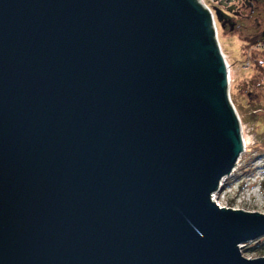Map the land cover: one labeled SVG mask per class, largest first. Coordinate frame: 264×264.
Segmentation results:
<instances>
[{
  "label": "water",
  "instance_id": "water-1",
  "mask_svg": "<svg viewBox=\"0 0 264 264\" xmlns=\"http://www.w3.org/2000/svg\"><path fill=\"white\" fill-rule=\"evenodd\" d=\"M228 86L198 0H0V264H264Z\"/></svg>",
  "mask_w": 264,
  "mask_h": 264
},
{
  "label": "rangeland",
  "instance_id": "rangeland-1",
  "mask_svg": "<svg viewBox=\"0 0 264 264\" xmlns=\"http://www.w3.org/2000/svg\"><path fill=\"white\" fill-rule=\"evenodd\" d=\"M201 1L214 16L216 37L229 70V97L245 141L233 170L222 182L224 187L217 193V200L221 205L234 202V208L264 212V44L258 41L246 45L248 38L264 28L263 0H254L252 11L241 7L238 16L222 20L214 12L216 0ZM260 239L263 237L242 244L241 254L247 258L262 256L251 248Z\"/></svg>",
  "mask_w": 264,
  "mask_h": 264
},
{
  "label": "flooded vegetation",
  "instance_id": "flooded-vegetation-1",
  "mask_svg": "<svg viewBox=\"0 0 264 264\" xmlns=\"http://www.w3.org/2000/svg\"><path fill=\"white\" fill-rule=\"evenodd\" d=\"M253 1L254 0H231L230 2H227L226 0H216L214 2V6L219 7L221 10H223L226 14H228L230 17L232 16H238L239 10L241 7H248L250 11L253 10ZM231 19V18H230ZM230 19H226L227 21H230Z\"/></svg>",
  "mask_w": 264,
  "mask_h": 264
},
{
  "label": "trees",
  "instance_id": "trees-1",
  "mask_svg": "<svg viewBox=\"0 0 264 264\" xmlns=\"http://www.w3.org/2000/svg\"><path fill=\"white\" fill-rule=\"evenodd\" d=\"M262 3H263L262 5L264 8V0L262 1ZM258 41L264 44V28L263 29L259 28V32L255 33L254 35H252V37L248 38V40H246V45L249 46L250 44L257 43ZM259 52L262 54L263 51H259ZM262 62H264V55H263ZM262 70H264V67ZM258 242L259 243L257 245H254L251 248L257 251V253H259L260 255H264V236H263V239L258 240Z\"/></svg>",
  "mask_w": 264,
  "mask_h": 264
},
{
  "label": "built area",
  "instance_id": "built-area-1",
  "mask_svg": "<svg viewBox=\"0 0 264 264\" xmlns=\"http://www.w3.org/2000/svg\"><path fill=\"white\" fill-rule=\"evenodd\" d=\"M199 1V0H198ZM202 1H200L199 3L200 4H202V6H204L207 10H210L209 8H208V6L207 5H205L203 2L201 3ZM210 13H211V10H210ZM213 25H214V29H215V23H214V19H213ZM261 172V171H260ZM224 178H225V176L224 177H222V179L220 180V182H219V184H218V186H217V189L215 190V191H213L212 193H211V195H210V197H211V199L219 206V207H231V208H234L233 207V203H226L225 205H221L219 202H218V200H217V193L222 189V187H224V186H222V182H223V180H224Z\"/></svg>",
  "mask_w": 264,
  "mask_h": 264
},
{
  "label": "bare ground",
  "instance_id": "bare-ground-1",
  "mask_svg": "<svg viewBox=\"0 0 264 264\" xmlns=\"http://www.w3.org/2000/svg\"><path fill=\"white\" fill-rule=\"evenodd\" d=\"M201 0H199V2H200ZM202 3V2H201ZM204 3V2H203ZM208 12H209V14H210V16H211V19H212V21H213V19H214V16H213V13L211 12L210 13V10H208ZM214 23H215V21H214ZM227 63V62H226ZM229 71V70H228ZM230 81V77H229V72H228V82ZM243 143L245 144V141H244V138H243Z\"/></svg>",
  "mask_w": 264,
  "mask_h": 264
}]
</instances>
